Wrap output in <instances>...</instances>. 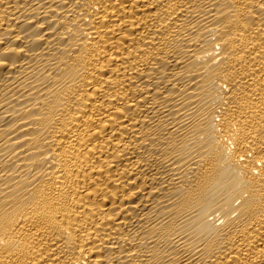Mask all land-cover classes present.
Wrapping results in <instances>:
<instances>
[{
    "label": "bare ground",
    "instance_id": "bare-ground-1",
    "mask_svg": "<svg viewBox=\"0 0 264 264\" xmlns=\"http://www.w3.org/2000/svg\"><path fill=\"white\" fill-rule=\"evenodd\" d=\"M0 264H264V0H0Z\"/></svg>",
    "mask_w": 264,
    "mask_h": 264
}]
</instances>
